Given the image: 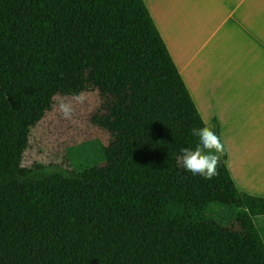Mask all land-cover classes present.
I'll list each match as a JSON object with an SVG mask.
<instances>
[{
	"label": "trees",
	"instance_id": "trees-1",
	"mask_svg": "<svg viewBox=\"0 0 264 264\" xmlns=\"http://www.w3.org/2000/svg\"><path fill=\"white\" fill-rule=\"evenodd\" d=\"M81 93L101 102L91 125L30 163L34 130ZM205 126L145 0H0V264H264V196L238 186L219 128L218 175L139 183L128 222L98 203L117 179L64 154L101 136L114 158L164 133L194 149Z\"/></svg>",
	"mask_w": 264,
	"mask_h": 264
},
{
	"label": "rangeland",
	"instance_id": "rangeland-1",
	"mask_svg": "<svg viewBox=\"0 0 264 264\" xmlns=\"http://www.w3.org/2000/svg\"><path fill=\"white\" fill-rule=\"evenodd\" d=\"M209 127L220 130L228 165L243 190L244 164L264 174V0H145ZM162 28V29H161ZM63 101L71 116L60 110ZM34 130L29 150L49 162L79 125H91L100 107L96 93L83 99L65 98ZM55 124L56 126H50ZM98 136L70 144L65 155L72 169L98 168L122 185L102 192L99 205L118 212L124 221L138 214L135 186L163 176L195 182L197 176L178 162L181 150L166 133L114 158L104 155ZM257 186L259 184H256ZM219 218L232 219L236 210L225 206ZM257 225L264 224V215Z\"/></svg>",
	"mask_w": 264,
	"mask_h": 264
},
{
	"label": "clouds",
	"instance_id": "clouds-1",
	"mask_svg": "<svg viewBox=\"0 0 264 264\" xmlns=\"http://www.w3.org/2000/svg\"><path fill=\"white\" fill-rule=\"evenodd\" d=\"M76 99L82 100L83 94L81 93ZM60 110L65 117H70L72 114L71 108L63 101L60 103ZM191 134L199 138V143L194 149L182 148L178 162L193 175L211 180L218 175V166L224 150L223 143L209 126L193 128Z\"/></svg>",
	"mask_w": 264,
	"mask_h": 264
},
{
	"label": "crops",
	"instance_id": "crops-1",
	"mask_svg": "<svg viewBox=\"0 0 264 264\" xmlns=\"http://www.w3.org/2000/svg\"><path fill=\"white\" fill-rule=\"evenodd\" d=\"M255 170L253 169V166L248 162L247 164H244V183L242 184L245 188H247L249 192L257 194V195H262L264 196V174L261 178H263L262 180H256V179H250L251 176H254L255 174ZM234 176V175H233ZM235 178V176H234ZM236 180V178H235ZM237 184H238V180H236ZM256 184H259L258 186ZM239 186V185H238ZM264 215V214H262ZM261 216V215H256L255 216V221L256 219ZM257 223V221H256ZM258 227L260 228L262 235L264 237V224H262L261 226L258 225Z\"/></svg>",
	"mask_w": 264,
	"mask_h": 264
},
{
	"label": "bare ground",
	"instance_id": "bare-ground-1",
	"mask_svg": "<svg viewBox=\"0 0 264 264\" xmlns=\"http://www.w3.org/2000/svg\"><path fill=\"white\" fill-rule=\"evenodd\" d=\"M162 29V28H161Z\"/></svg>",
	"mask_w": 264,
	"mask_h": 264
}]
</instances>
